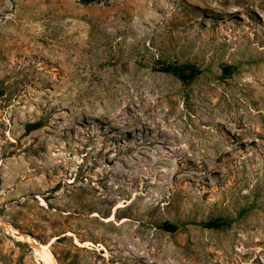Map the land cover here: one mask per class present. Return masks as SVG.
Instances as JSON below:
<instances>
[{"label":"rangeland","instance_id":"rangeland-1","mask_svg":"<svg viewBox=\"0 0 264 264\" xmlns=\"http://www.w3.org/2000/svg\"><path fill=\"white\" fill-rule=\"evenodd\" d=\"M53 238L58 264H264V0H0V264Z\"/></svg>","mask_w":264,"mask_h":264},{"label":"trees","instance_id":"trees-1","mask_svg":"<svg viewBox=\"0 0 264 264\" xmlns=\"http://www.w3.org/2000/svg\"><path fill=\"white\" fill-rule=\"evenodd\" d=\"M103 1H106V0H81L83 4L101 3ZM166 70L173 71L175 74H177L180 78L184 80L192 79L197 74V70L191 65H183L181 67H176L175 69H172L171 67H169ZM40 127L41 125L39 123H33V124L28 125L27 130L32 131V130L39 129ZM209 226L218 227L219 225L218 223L212 222L209 224ZM164 228H166V230L173 232V231H176L178 227L176 225H164Z\"/></svg>","mask_w":264,"mask_h":264},{"label":"bare ground","instance_id":"bare-ground-1","mask_svg":"<svg viewBox=\"0 0 264 264\" xmlns=\"http://www.w3.org/2000/svg\"><path fill=\"white\" fill-rule=\"evenodd\" d=\"M260 96V95H259ZM261 97V96H260ZM43 204H45V201L42 199ZM122 206L119 204L117 207L118 208ZM92 216H98L96 212L92 214ZM114 217V214H112L110 217L106 219V221L111 220ZM18 232V231H17ZM70 234V232H69ZM55 238L51 240L50 243L48 244H40V246H35V255L38 257L40 264H58L53 252L50 249V244L54 241ZM29 243L35 244L36 242L33 239L28 240ZM77 243V239L75 240ZM90 242H83V243H78L80 245H84L86 247V244H89Z\"/></svg>","mask_w":264,"mask_h":264}]
</instances>
